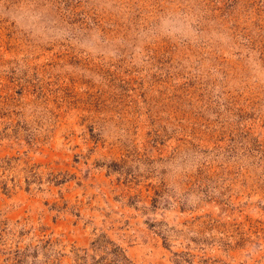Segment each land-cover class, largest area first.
Wrapping results in <instances>:
<instances>
[{
  "label": "rangeland",
  "instance_id": "374dc122",
  "mask_svg": "<svg viewBox=\"0 0 264 264\" xmlns=\"http://www.w3.org/2000/svg\"><path fill=\"white\" fill-rule=\"evenodd\" d=\"M173 2L0 17V264H264V0H190L210 50Z\"/></svg>",
  "mask_w": 264,
  "mask_h": 264
},
{
  "label": "clouds",
  "instance_id": "9594fccd",
  "mask_svg": "<svg viewBox=\"0 0 264 264\" xmlns=\"http://www.w3.org/2000/svg\"><path fill=\"white\" fill-rule=\"evenodd\" d=\"M179 6L178 12H170L169 15L162 17L160 32L162 36L173 38V42L180 44L181 41H187L193 47H202L211 49L217 44L226 45L231 37L224 32L213 29L209 32L201 31L199 25L201 17L199 10L181 11L186 7L190 0H175L173 2ZM0 17L7 18L10 21L32 35L42 36L44 39L50 38L55 31L51 25L54 23L51 13V4L48 0H0ZM165 20L170 21L165 24ZM177 21H179L177 23ZM149 32H142L143 37H149ZM154 35V34H153ZM93 40H99V33L93 35ZM76 43V41H73ZM80 47L87 49L88 52L96 53L98 49L85 40ZM112 53H109L111 55ZM137 62L142 63V52H136ZM194 62V61H192ZM189 63V61H186ZM97 79H99L97 77ZM264 82V81H262Z\"/></svg>",
  "mask_w": 264,
  "mask_h": 264
}]
</instances>
